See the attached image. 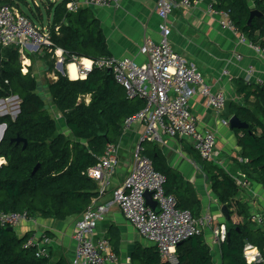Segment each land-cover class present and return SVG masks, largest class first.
Instances as JSON below:
<instances>
[{"label": "trees", "instance_id": "16d2710c", "mask_svg": "<svg viewBox=\"0 0 264 264\" xmlns=\"http://www.w3.org/2000/svg\"><path fill=\"white\" fill-rule=\"evenodd\" d=\"M32 1L34 8L28 0H0V6L19 9L36 26L47 25L49 46L37 55L48 73L55 71L57 50L65 53V68L74 57L95 62L111 57L103 30L90 9L69 13L67 6L74 0H40L38 4ZM23 7L30 13L24 12ZM216 9L229 11L239 30L264 51V0H221ZM253 10L263 16L254 18L249 25ZM32 56L28 59L32 60ZM56 76L57 81L42 85L33 64L24 72L18 47L0 46V101L18 98L19 107L15 119L0 117V125H7L0 143V159L6 161L0 166V213L26 211L33 219L56 221L80 218L98 196V185L87 176L88 169L97 165L108 144L119 145L125 120L145 108L143 100L128 98L125 88L108 69L94 66L87 78L78 80L60 72ZM251 85L237 82L236 92L243 104L234 103L232 109L233 115L249 125L247 130H233L243 159L242 163L236 160L242 175L234 176L224 163L202 160L192 147L214 199L227 208L230 216L227 220L222 213L226 222L214 221L212 227L225 224L230 240L227 237L216 250L211 246L213 237L210 244L206 239L207 232H212L206 230L202 236L192 237L177 247L178 264H248L244 256L247 244L264 256V226L252 221V207L241 200L245 190L236 181L239 177L264 186V85ZM53 109L63 121L55 119ZM17 137L28 142L25 150L23 144L12 143ZM145 156L166 178L165 193L176 198L179 208L196 219L208 213L203 212L194 186L169 164L158 143H146ZM37 165L40 168L32 177ZM30 234L19 237L15 231L0 226V264H50L49 259L36 256L35 248L25 247ZM107 239L114 242L111 236ZM113 250L116 254L119 251L115 242ZM130 260L131 264H171L153 244L136 243Z\"/></svg>", "mask_w": 264, "mask_h": 264}, {"label": "built area", "instance_id": "2783aa9c", "mask_svg": "<svg viewBox=\"0 0 264 264\" xmlns=\"http://www.w3.org/2000/svg\"><path fill=\"white\" fill-rule=\"evenodd\" d=\"M122 0H74L68 4L69 13H76L82 8L103 9L119 7ZM196 1L192 0H159L158 15L162 19L160 30L164 36L160 43L145 38L140 47V54L147 58L145 64L139 65L134 60L116 59L113 56L92 61L85 58H73L77 65L80 79H85L92 72L94 66L110 70L116 82L125 88L128 98L140 99L145 102V108L125 120V131L135 124L143 125L141 139L133 150V169L125 182L116 188L111 203L102 201L111 188L112 179L118 167L120 146L108 144L103 156L96 166L87 171V176L97 183L98 196L92 200L86 212L79 218L75 226L76 251L73 264H118L119 259L111 248L107 239H97L98 225L106 219L112 205L118 206L121 213L140 235L150 244L157 246L161 255L171 264H178L177 247L184 241L202 236L206 230L212 232V247H218L227 240L228 232L225 224L213 228V215L209 212L199 219L178 207L177 200L167 195L164 190L166 178L154 169L152 161L145 156L146 143H163L164 136L189 141L199 152L202 160L217 162V139L209 131L199 129L198 122L191 111V93L196 91L203 97L207 105L218 115H222L227 101L223 90L214 91L207 83L204 75L197 66L180 56L170 45L167 39V24L170 16L177 9L191 8ZM209 13L220 17L222 28L235 37L242 44H247L256 51L262 49L249 41L239 30L227 10L216 9V4L210 6ZM57 31L59 29L57 28ZM50 33L48 27H39L23 15L19 9L8 5L0 6V46L18 47L23 59L35 55L46 46H49ZM55 57L59 65L63 66V75L71 79L69 65L64 67L65 53L57 50ZM242 60L241 55H236ZM90 66L84 65L86 61ZM24 72H27V66ZM255 68L248 67V78L253 76ZM224 77H229V71H223ZM53 81L58 77L50 75ZM264 85L263 82H259ZM18 100V98H13ZM14 101V100H13ZM11 99L0 101V117L11 116L16 113L9 111ZM88 102V101H87ZM19 109V107H16ZM224 125H229L225 120ZM3 128V139L7 125ZM223 165L222 162H217ZM3 165L2 163L0 166ZM238 186L243 190L250 188V183L237 177ZM151 193L157 203L158 212L147 205L146 194ZM252 221L260 227L264 226V214H252ZM28 212L0 213V226L17 228L22 224L33 223ZM51 238L46 234H32L27 240L26 248H35L36 256L40 259H49ZM244 256L248 264H264V256L255 247L247 244Z\"/></svg>", "mask_w": 264, "mask_h": 264}, {"label": "crops", "instance_id": "0c3cea01", "mask_svg": "<svg viewBox=\"0 0 264 264\" xmlns=\"http://www.w3.org/2000/svg\"><path fill=\"white\" fill-rule=\"evenodd\" d=\"M194 1L196 3L191 8L177 9L170 16L167 39L180 56L197 66L214 91L223 90L227 100L242 105L243 100L236 92L237 82H246L248 67L253 66L255 72L246 84L259 86V82L264 83V51L258 52L249 45L240 43L237 37L222 28L220 17L209 13L210 6L218 5L221 0ZM158 2L159 0H122L119 7L88 8L99 21L111 56L116 59L129 58L139 65L147 62V58L140 54V47L145 38H150L156 43H160L164 38L160 30L162 19L158 15ZM236 55H241L242 60H237ZM31 64L32 60L27 59L26 66L29 68ZM225 70L229 71V77L223 76ZM86 101L89 103L90 99L87 98ZM190 105L199 129L216 136L218 143L216 161L224 163L225 169L234 176L242 175L236 163V160L243 162L239 156L238 136L230 125H224L225 116L218 115L196 91L191 93ZM143 131V125L135 124L124 132L119 142L118 167L111 188L102 199L104 203L112 202L113 191L130 175L133 169V150ZM158 144L169 164L179 171L200 195L203 212H211L218 224L226 222L222 214L223 206L214 199L206 176L196 161L192 143L164 136L163 143ZM1 163L6 164V161L0 159ZM241 200L249 203L253 213L264 214L263 185L252 182L250 188L242 192ZM78 220L79 217L65 221L37 218L33 223L15 228V232L17 230L20 237L27 233H31L30 236L47 234L51 238L50 264H73L76 251L75 226ZM96 234L97 239H107L111 236L119 245L116 254L118 264H131L130 258L136 243L151 245L125 219L116 205L111 206L106 219L98 225ZM207 234L206 239L210 244L212 235L210 232ZM114 242L110 243L112 249ZM215 249L218 250V247Z\"/></svg>", "mask_w": 264, "mask_h": 264}, {"label": "water", "instance_id": "95a60500", "mask_svg": "<svg viewBox=\"0 0 264 264\" xmlns=\"http://www.w3.org/2000/svg\"><path fill=\"white\" fill-rule=\"evenodd\" d=\"M262 16H263V14L261 12H259L257 10H253L251 12V16L249 19V25H251L254 18H256V17L258 18V17H262ZM59 68L62 70L63 66L59 65ZM232 105H233L232 101L227 100L225 103L224 111H223V115L229 121L230 128L232 130H234V129L247 130L249 128V125L240 121L235 115H232ZM6 130H5V132H6ZM2 140H1V142H2ZM12 143H16L17 146H19L20 144H23V150H25L28 146V142L26 140L20 138V137L13 139ZM39 168H40V165H37V167L34 169V171L32 173V177L37 173ZM145 196H146V200H147V205L150 206L153 210L158 212L157 203L155 201H153L152 194L147 193ZM222 213L227 218V220L230 219L227 208L225 206L222 208ZM7 231L14 232L15 230H14V228L9 227V228H7ZM229 240H230V234L228 235V241Z\"/></svg>", "mask_w": 264, "mask_h": 264}, {"label": "rangeland", "instance_id": "374dc122", "mask_svg": "<svg viewBox=\"0 0 264 264\" xmlns=\"http://www.w3.org/2000/svg\"><path fill=\"white\" fill-rule=\"evenodd\" d=\"M30 7H33V1L32 0H28ZM36 3H40V0H36ZM24 12H26L27 14H29V9L28 8H24L22 9ZM42 13L44 16V21L45 24H48V16L46 13V10L44 8H42ZM41 27V26H40ZM32 64L34 65V74L39 78L40 82L42 83V85H45L48 82H52V78H50V76L48 74V70L46 69L43 60L41 59V57H38L37 53L35 55H33L32 57ZM57 60V59H56ZM54 59L55 62V74L57 72L62 73V70L58 67V61H56ZM27 60L23 59V65H26ZM53 73V72H52ZM63 74V73H62ZM14 100V101H13ZM11 105L9 106V111L12 113H16L17 112V104H16V99H11ZM54 112V113H53ZM52 115L55 116V119L59 122L63 121L64 119L62 118V115H59V113H57L54 109H53ZM64 132H66L64 130ZM204 205H206V203H204ZM15 230V229H14ZM17 235L20 237L18 231L16 230Z\"/></svg>", "mask_w": 264, "mask_h": 264}, {"label": "bare ground", "instance_id": "6f19581e", "mask_svg": "<svg viewBox=\"0 0 264 264\" xmlns=\"http://www.w3.org/2000/svg\"><path fill=\"white\" fill-rule=\"evenodd\" d=\"M84 65L89 67L91 64L87 60L86 62H84ZM68 68H69V71H70L71 78L74 79V80L77 79V78L79 79L77 65L75 63H71ZM3 130H4L3 128H0V139L2 138Z\"/></svg>", "mask_w": 264, "mask_h": 264}]
</instances>
